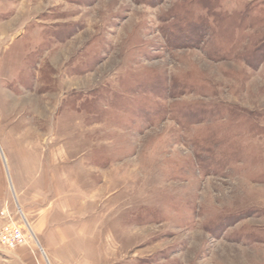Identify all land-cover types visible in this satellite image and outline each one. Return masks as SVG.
I'll list each match as a JSON object with an SVG mask.
<instances>
[{
    "label": "rangeland",
    "instance_id": "obj_1",
    "mask_svg": "<svg viewBox=\"0 0 264 264\" xmlns=\"http://www.w3.org/2000/svg\"><path fill=\"white\" fill-rule=\"evenodd\" d=\"M0 202L35 264H264V0H0Z\"/></svg>",
    "mask_w": 264,
    "mask_h": 264
},
{
    "label": "crops",
    "instance_id": "obj_2",
    "mask_svg": "<svg viewBox=\"0 0 264 264\" xmlns=\"http://www.w3.org/2000/svg\"><path fill=\"white\" fill-rule=\"evenodd\" d=\"M1 224H2V220L0 219V225ZM39 232L41 233V238H42L41 241L47 250L51 251L52 249L60 248L59 246L64 237L62 230L59 229L57 231H51L49 229L46 231H39ZM30 253L31 252L29 248L25 246H20L16 249V251L11 253L4 251L0 247V264H35Z\"/></svg>",
    "mask_w": 264,
    "mask_h": 264
},
{
    "label": "built area",
    "instance_id": "obj_3",
    "mask_svg": "<svg viewBox=\"0 0 264 264\" xmlns=\"http://www.w3.org/2000/svg\"><path fill=\"white\" fill-rule=\"evenodd\" d=\"M0 211V217L6 222L0 226V247L6 252H14L18 246L26 243L21 228L14 222L7 206Z\"/></svg>",
    "mask_w": 264,
    "mask_h": 264
}]
</instances>
